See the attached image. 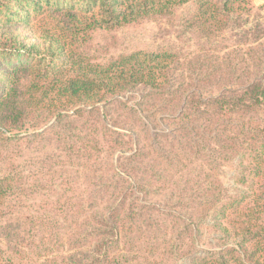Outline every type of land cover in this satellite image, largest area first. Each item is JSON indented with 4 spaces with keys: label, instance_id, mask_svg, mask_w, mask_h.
I'll return each instance as SVG.
<instances>
[{
    "label": "rangeland",
    "instance_id": "rangeland-1",
    "mask_svg": "<svg viewBox=\"0 0 264 264\" xmlns=\"http://www.w3.org/2000/svg\"><path fill=\"white\" fill-rule=\"evenodd\" d=\"M225 1L189 0L167 15L92 33L84 53L93 62L171 55L166 92L140 86L60 118L28 111L0 135V179L10 180L0 201L6 264H205L237 242L231 233L244 216L224 221L218 211L264 192V177L239 148L250 136L233 144L222 132L246 130L262 114L189 108L179 118L191 93L206 100L264 78V0L230 13ZM31 21L1 30L39 42ZM239 202L240 214L256 207Z\"/></svg>",
    "mask_w": 264,
    "mask_h": 264
},
{
    "label": "trees",
    "instance_id": "trees-1",
    "mask_svg": "<svg viewBox=\"0 0 264 264\" xmlns=\"http://www.w3.org/2000/svg\"><path fill=\"white\" fill-rule=\"evenodd\" d=\"M188 1L0 0V135L19 128L28 111L48 110L60 118L65 110L76 108V113H81L82 108H77L80 105L94 106L140 86L166 92L171 55L137 51L107 63H97L84 49L96 30H112L167 15ZM251 6L252 0H226L221 9L230 13L241 8L249 11ZM13 21H31L39 42L27 45L16 35L1 30ZM189 108L206 116L215 110L221 117H244L260 112L262 117L258 123L248 119L246 130L244 126L235 127L222 135L226 134L229 140L231 137L233 144L237 135H249L250 142L244 141L239 148L246 150V155L249 152L255 177H264L261 169L264 166V78L206 100L196 92L191 93L180 119L191 116ZM9 181L0 179V201ZM237 200L218 211L224 221L233 214L244 216L243 222L231 233L237 242L221 249L216 258L208 259L205 264H264V231H259V221L264 219V192L252 191L248 197ZM247 200L256 202V207L247 208L248 213L244 214L234 209L235 203L241 201L240 208ZM223 231L229 232L227 228ZM6 261L0 256V264Z\"/></svg>",
    "mask_w": 264,
    "mask_h": 264
}]
</instances>
